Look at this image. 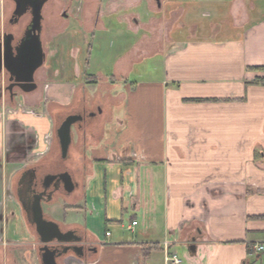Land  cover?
I'll return each instance as SVG.
<instances>
[{
  "label": "crops",
  "instance_id": "obj_1",
  "mask_svg": "<svg viewBox=\"0 0 264 264\" xmlns=\"http://www.w3.org/2000/svg\"><path fill=\"white\" fill-rule=\"evenodd\" d=\"M259 1H250L252 18L235 36L173 40L163 52L127 58L137 45L131 41L112 57L117 61L96 59L87 79L108 72L101 94L93 82L96 90L69 93L56 85L39 104L36 83L35 91L9 99L24 106L0 103V264H40L37 236L10 193L15 174L59 157V118L98 107L103 115L70 149L69 169L85 185L70 200L77 217L60 225L93 251L80 259L69 254L63 264H165V247L182 264H264ZM9 210L17 214L7 217ZM19 249L32 254L21 257Z\"/></svg>",
  "mask_w": 264,
  "mask_h": 264
},
{
  "label": "rangeland",
  "instance_id": "obj_2",
  "mask_svg": "<svg viewBox=\"0 0 264 264\" xmlns=\"http://www.w3.org/2000/svg\"><path fill=\"white\" fill-rule=\"evenodd\" d=\"M48 1L44 9L42 34L46 57L43 66L35 74L39 104L46 98L43 96L45 89L48 87L51 92L56 85H63L68 93L78 87L81 91L98 89L100 94L101 91L104 92L105 84H108L107 71H100L96 79L87 78L93 74L96 59L100 61L102 56H105L106 62L117 61L116 57L119 54L117 56L116 54L120 47H125V42L129 44L135 41L137 44L136 49L132 48L133 51L127 52L126 57L133 58L135 52L140 50L143 55L163 52L173 40L213 37L220 31L221 37H232L246 30L245 25L248 23L246 20L248 17L252 18L253 12L251 0ZM11 9L12 3L4 0L2 31L14 32L17 29L19 31L24 24V19L16 27L7 24ZM101 35L107 37L101 40ZM124 36H127L126 40ZM99 55L101 57L97 58ZM113 56L116 57L113 59ZM66 79L73 81L67 83ZM92 82L95 83L96 89ZM6 84V75L1 74L0 103L4 108L17 109L22 103L18 101L13 105L10 103L4 90ZM27 109L29 110L26 108V111ZM71 207L69 200L58 197L50 205L44 206L43 211L51 221L60 226L69 222L72 217H77L72 214ZM9 212L12 211L6 213L7 217ZM12 213L17 214L16 210ZM15 254L23 257L31 255L32 252L29 249H19Z\"/></svg>",
  "mask_w": 264,
  "mask_h": 264
},
{
  "label": "flooded vegetation",
  "instance_id": "obj_3",
  "mask_svg": "<svg viewBox=\"0 0 264 264\" xmlns=\"http://www.w3.org/2000/svg\"><path fill=\"white\" fill-rule=\"evenodd\" d=\"M9 1L12 3V9L7 24L9 26L16 27L19 26L22 19L25 20L22 28L19 29V31L18 29L14 30V32L4 31L0 35L1 49L5 51L8 59H13L16 58L18 53L20 52L23 46L22 42L23 40H25L26 33L29 27L31 26L32 8L28 5H25V13L19 18L13 17V13L15 11L16 5L13 0H9ZM48 3L49 1L47 0L46 3L43 5L41 11V16H42L41 32H40L41 43H42V34H43L44 21H45L44 9L48 5ZM64 17H66V15ZM4 36L7 37L4 38ZM5 43H7V46L5 45ZM42 49H43V43H42ZM3 74H5L7 78L5 92H7L9 99L12 100L17 94H23V92L19 87L13 86L14 85L13 81H9L10 75L8 73H3ZM97 115H103V111L99 107L95 111L91 108L90 109L83 108V110H81V112L79 113L68 114L64 118H59L56 127V140L58 145H59V139L57 137V130L60 128L64 120L70 116L80 117L79 119H76V121L71 126V135H70L71 144L68 150L67 157L63 159L60 152L59 157L55 160L45 161L43 159L42 161L26 164L21 170H19L15 174L10 184V193L12 197L15 199L16 204L20 209V213L22 215V218L26 226H29L32 229H34V224L32 222L33 221L32 209L34 205L33 203L36 198H39L40 200L43 217L46 220H50L49 217H47V215L43 211L44 206L50 205L58 197H63L70 201L76 193L81 194V192L83 191L85 185L84 179L81 176H79L77 179L74 173L69 169L68 164L70 158V149L76 135L82 134L83 136H86L87 133H90L91 128L95 125ZM61 230L63 232L73 231L75 235H77V231L75 230H63L62 228ZM81 246H83L84 248L82 253V258H84L87 254L93 251V248L85 247L83 242L81 243ZM53 247L58 249V252L61 251V248L58 247V245H53ZM37 252H38V248H37ZM63 260H64L63 257L57 258L56 262L57 264H63Z\"/></svg>",
  "mask_w": 264,
  "mask_h": 264
},
{
  "label": "water",
  "instance_id": "obj_4",
  "mask_svg": "<svg viewBox=\"0 0 264 264\" xmlns=\"http://www.w3.org/2000/svg\"><path fill=\"white\" fill-rule=\"evenodd\" d=\"M15 11L13 17H21L25 13V5L32 8V23L29 27L26 38L23 40L22 48L16 58L8 59L0 44V75L8 73L9 81L21 89L23 93H31L37 89L34 75L45 61V54L40 40L41 32V11L47 0H13ZM7 36H4L6 38ZM7 46V43H5ZM5 90V89H4ZM7 90V89H6ZM13 96V95H12ZM80 117H67L57 130L59 147L63 159L67 157L71 144V126ZM33 224L38 242V252L40 254V264H57L56 259L68 258L71 253L76 258H82L83 242L82 238L75 235L73 231L63 232L58 224L43 217L40 200L36 198L33 203ZM58 245L61 251L54 248Z\"/></svg>",
  "mask_w": 264,
  "mask_h": 264
},
{
  "label": "built area",
  "instance_id": "obj_5",
  "mask_svg": "<svg viewBox=\"0 0 264 264\" xmlns=\"http://www.w3.org/2000/svg\"><path fill=\"white\" fill-rule=\"evenodd\" d=\"M29 113H33L32 111H29ZM136 222H132L131 226H136ZM110 235L109 232H107L105 234L106 237H108ZM165 264H182V259L180 257H178V255L174 254V253H170L169 251H167V247H165ZM255 250L257 252H261L263 251V247L259 246L256 247Z\"/></svg>",
  "mask_w": 264,
  "mask_h": 264
},
{
  "label": "trees",
  "instance_id": "obj_6",
  "mask_svg": "<svg viewBox=\"0 0 264 264\" xmlns=\"http://www.w3.org/2000/svg\"><path fill=\"white\" fill-rule=\"evenodd\" d=\"M257 70H259V71H263L264 69H263V68H257Z\"/></svg>",
  "mask_w": 264,
  "mask_h": 264
}]
</instances>
